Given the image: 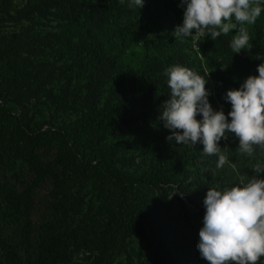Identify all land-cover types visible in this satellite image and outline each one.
Here are the masks:
<instances>
[{
    "label": "trees",
    "instance_id": "1",
    "mask_svg": "<svg viewBox=\"0 0 264 264\" xmlns=\"http://www.w3.org/2000/svg\"><path fill=\"white\" fill-rule=\"evenodd\" d=\"M223 1L228 4L226 9H239L233 14V19L241 24L243 36L237 46L232 44L229 32L218 25L217 6ZM255 1L209 0L208 10H214L217 16L204 26L195 52L196 7L192 0H0L1 43L5 44V48L0 47V118L10 120L12 126L6 131L13 137L11 146L1 143L0 159L7 157L14 162L23 155L39 175L38 181L51 178L54 187L64 188L69 179L73 187L66 195L80 196L88 187L96 191V209L89 208L83 217L85 222L72 227L76 233L73 240L77 241L89 237L98 225L100 234L95 238L93 264H107L109 259L123 254L127 236L147 242L148 251L142 247L133 250L136 264H202L193 237L178 226L158 225L166 214L150 209L144 198L159 184L175 185L188 201L181 202L177 213L186 217L193 211L197 213L194 218L211 230V211H201L202 199L190 191V186L203 182L196 179L199 168L196 169L195 159L204 155L196 151L191 158L181 157L174 165H167L159 175L156 171L146 174L136 167L139 156L130 160L125 156L127 139L121 140L116 133L121 127L136 132L157 145V152L160 145L169 144V138L183 128L181 122L196 110L199 100L187 98L191 87L197 86L195 73L200 59L214 42L232 54L221 65L230 69V62H244L246 78L250 80L263 73L254 69L252 63L261 59L264 52L257 56L245 47L252 41L264 42V0L259 11L250 8ZM10 23L23 31L29 23L46 26L50 59L44 61L39 56L34 72H26L11 59L14 53L23 51L25 44L22 37L9 40L14 37L10 36L13 31L5 34L3 29ZM19 46L21 49L16 52L15 47ZM137 54L143 57L137 59ZM219 54L223 55L220 50ZM226 72H216L217 92L231 105L247 103L243 95L233 93L234 81ZM247 83L254 101H248L246 111L254 110L256 118L241 116L253 129H264V87L258 92L252 83ZM26 105L31 109L42 107L47 113L33 114ZM164 119L168 121L161 122ZM160 128L163 129L156 132ZM46 137L58 138V147L51 149L57 150L47 152L49 160L40 154L44 148L50 149L42 143ZM19 143L29 146L27 151L10 152ZM61 170H67V175L60 176ZM191 174L195 180L188 183ZM109 193L113 196L108 197ZM27 195L10 189L5 194L0 189V199L6 206L19 199L30 207ZM2 208L0 215L4 217L8 212ZM42 230L44 235L37 247L40 263L67 261L74 246L60 239L58 229L43 226ZM149 241L155 243L148 249ZM5 244L0 233V264H14Z\"/></svg>",
    "mask_w": 264,
    "mask_h": 264
},
{
    "label": "rangeland",
    "instance_id": "2",
    "mask_svg": "<svg viewBox=\"0 0 264 264\" xmlns=\"http://www.w3.org/2000/svg\"><path fill=\"white\" fill-rule=\"evenodd\" d=\"M17 2L20 3L21 0ZM227 5L223 1L217 6L219 8L218 25L229 32L233 39L232 44L237 46L243 36L241 24L233 19V14L239 9H226ZM251 5L250 8L259 11L263 2L256 0ZM187 18L190 19V17ZM3 30L5 34L7 31H13L10 34V36L14 35L9 39L11 41L14 38L20 40L22 37L25 48L18 54L14 53L11 59L26 72L35 71L39 56L44 61L50 59L48 41L44 34L45 25L38 27L29 23L27 30L23 31L22 28H15L10 23L9 27ZM2 37L0 33V43ZM248 44L245 47L249 48L253 54L258 56L264 52V42L252 41ZM0 47L5 48V44L1 43ZM18 49L21 47H15L16 52ZM219 50L223 55L219 54ZM231 56L232 54L225 49V46L218 42L213 43L205 57L202 56L199 67L196 69L198 73H195L197 86L191 87L190 97L187 98V100H199L196 110H193L190 116L189 112L181 122L183 128L180 132L169 138V144L160 145L158 152L157 145L144 140L136 132H129L121 127L116 134L121 140L127 139L125 156L129 160L133 156H139L135 159L138 162L136 167L146 174L149 171H156L159 175L165 171L167 165H174L181 157L191 158L196 151H201L204 157L196 158L195 162H197L196 169L199 168L198 174L202 178L198 175L196 179L203 182L190 186V191L195 192L192 196H200L202 199L201 211H211L214 220L211 230L205 223L194 218L197 213L192 211L186 217L177 213L178 209H181V202L188 201L183 198L175 185H157L151 192L147 191L144 201L156 213L162 211L166 214V219H161L158 225L165 224L172 228L178 226L193 237L197 245L195 251L202 264H264V129L260 127L253 129L247 122V118L241 116L247 114L253 120L256 118L254 110L246 111L248 101H254V98L248 94L246 84L252 83L258 92L264 87V55L257 62L252 63L254 69L263 70V73L259 72V75L252 80L246 78L247 66L242 61L239 64L230 62L229 65L232 66L230 69L221 65L225 62V57ZM136 57L139 59L143 55L137 54ZM218 69L227 71V77L234 81L233 93L243 95L248 99L247 103L231 105L225 101L224 95L217 92L215 77L219 76L216 73ZM196 89L197 92L194 93ZM120 100L125 99L121 96ZM28 105L31 107V104ZM28 105L26 107L30 108ZM13 112L16 115L21 114V111ZM31 113L41 115L47 112L44 108L37 107L31 109ZM257 114L261 115V113ZM167 121L168 119H164L161 122ZM11 126L9 119L0 118V145L2 142H6L7 147L13 145V141L10 140L13 137L8 136L6 131V128ZM57 140L56 137H46L42 140L43 145L50 148H44L40 152L42 159L49 160L47 152L54 153L57 150H51L58 147ZM20 144H16L15 149H17L10 152L22 150L26 152L29 146ZM22 156L14 162L9 161L7 157L0 159V189L4 190L5 194L7 189L18 195L27 192V203L30 206L27 208L19 199L10 206H6L0 199L2 211L8 212L4 217L0 215L2 218L0 233L6 243V253L14 260V264H41L37 247L44 235L42 227H53L54 230L58 229L60 239L74 246L69 259L60 264H93L96 256L95 238L97 239L100 234L98 225L92 229L89 237L77 241L73 240L76 233L72 227L77 224L82 225L84 214L89 208L96 209L97 203H94L96 191L93 192L88 187L80 196H70V193L66 195L73 187L69 179H66L68 183L64 188L54 187L51 178L38 181L39 175L31 169L29 161ZM65 175L67 170H61L60 176ZM187 178L188 183H192L195 175L191 174ZM107 195L113 196L111 193ZM81 197H83L81 202H77V199ZM218 218L219 220L215 221ZM90 239L91 242H89ZM152 243L155 242L148 243V249ZM146 245L145 240L141 243L139 239L133 240L127 236L126 251L120 256L109 259L107 264H129L130 259L131 264H136L138 259L133 250L142 247V250L148 251ZM51 255L50 262L53 260L54 253Z\"/></svg>",
    "mask_w": 264,
    "mask_h": 264
},
{
    "label": "built area",
    "instance_id": "3",
    "mask_svg": "<svg viewBox=\"0 0 264 264\" xmlns=\"http://www.w3.org/2000/svg\"><path fill=\"white\" fill-rule=\"evenodd\" d=\"M195 4L196 10L194 13V29L193 36L195 37L193 41V49L198 52V46L196 45V40L203 36L204 26L214 22L217 14L214 10L209 11V0H192Z\"/></svg>",
    "mask_w": 264,
    "mask_h": 264
}]
</instances>
